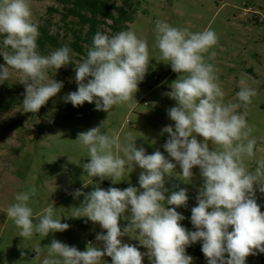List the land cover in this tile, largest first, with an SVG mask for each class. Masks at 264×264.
<instances>
[{
	"label": "clouds",
	"instance_id": "9594fccd",
	"mask_svg": "<svg viewBox=\"0 0 264 264\" xmlns=\"http://www.w3.org/2000/svg\"><path fill=\"white\" fill-rule=\"evenodd\" d=\"M32 16L30 0H0V56L5 61L0 64V83L10 78V70L19 74V82L25 87L22 106L26 113L39 112L63 88V81L53 79L49 72L56 74L62 67L73 65L67 45L48 54L39 51V25ZM217 44L218 36L211 29L190 32L156 21L154 47L160 52V61L180 74L171 83V91L164 93L176 101L167 113L174 127L163 129L168 133L163 145L168 157L159 150L147 154L143 146L137 147L131 132L123 140L118 134L102 132L101 127L79 132L75 141L87 149L89 159L82 168L89 177L101 181L111 178L116 184L127 170L139 167L143 170L138 180L140 188L105 190L97 185L89 193L75 190L74 198L84 196V200L75 207L73 217H86L106 230V234L96 235L102 247L89 243L85 251H80L53 239L43 247L46 252L41 264H105V256L111 257L112 264H142L145 256L151 264H192L193 257L186 249L198 241H202L207 264H246L248 256L264 253V212L256 199L257 190L264 194V159L257 161L255 168L246 166V161L255 156L257 144L251 136L254 129L246 119L257 92L244 74L235 102H224L225 92L216 69L204 55ZM149 63L148 42L135 32L120 31L110 36L98 31L85 58L74 65L77 90L63 100L73 107L95 103L96 110L104 112L120 105L133 108L138 104L135 94ZM210 144L215 147L210 149ZM177 166L184 183L191 182L196 167L203 179L197 206L191 209L195 231L181 224L185 216L176 210L187 206V189L165 196L166 177L177 176ZM36 192L35 186L18 192L15 202L6 209L24 240L70 227L55 218L53 204L34 223L29 201ZM121 218L130 221L123 230ZM131 233L147 252L122 242L121 238ZM31 250L39 260L42 247Z\"/></svg>",
	"mask_w": 264,
	"mask_h": 264
},
{
	"label": "rangeland",
	"instance_id": "374dc122",
	"mask_svg": "<svg viewBox=\"0 0 264 264\" xmlns=\"http://www.w3.org/2000/svg\"><path fill=\"white\" fill-rule=\"evenodd\" d=\"M139 2L138 12L128 30L147 40L150 63L144 80L138 85L139 90L135 94L138 104L135 107L120 105L104 112L96 110L95 103L85 102L82 106L73 107L71 103L64 102L66 94L77 90L74 65L86 56L74 51L71 52L73 65L62 67L56 74L49 72L50 77L63 81L64 86L37 113L23 112L25 87L19 82L18 73L10 70V78L0 83V264H41L46 252L43 247L50 245L53 239L76 246L80 251H85L89 243L102 247L96 235L106 234V230L86 217H73L75 207H79L84 200V196L74 198L73 193L77 189L89 193L97 185L105 190L109 187L121 190L129 186L140 188L138 180L143 170L139 167L127 170L123 180L116 184L112 183L111 178L101 181L99 177H89L82 168V164L89 159L87 149L75 141L79 132L101 127L102 132L110 136L118 134L121 140L131 132L137 139V147L143 146L147 154L159 150L168 157L163 148L168 133L163 129L168 125L174 127V121L167 113L168 109L176 106V101L164 93L171 91V83L180 74L173 72L170 64L160 61V52L154 47L157 20L190 32L205 29L216 32L218 44L204 54L205 58L216 69L225 92V103L235 102V94L239 91V82L244 74L248 85L256 90L257 95L252 98L246 119L254 129L251 136L257 140V144L255 156L246 161V166L255 168L257 161L264 159V0ZM30 6L35 23L51 17L52 29L60 31L62 35L67 34L60 13L49 10L50 6L61 7L56 0H30ZM67 36L64 35V38ZM212 52H215L214 57H211ZM0 64H5L2 56ZM212 147L215 146L210 144V149ZM179 172L177 166V176L166 177L165 188L168 192L165 196L167 198L171 192L181 188L187 189V206L176 210L185 216L181 224L189 231H195L190 221L191 209L197 206L196 197L203 179L198 167L193 168L194 176L190 183H184ZM32 186L37 189L36 195L29 201L34 223L43 210L53 204L55 218L67 223L70 226L67 230L49 233L46 237L35 234L29 240L18 236L19 229L7 217L6 209L15 202L14 197L18 192L27 191ZM256 199L264 212V194L257 190ZM129 223L123 218L119 221L122 230ZM229 230H232L231 227ZM135 235L131 233L122 237V242L135 245L142 253L147 252ZM37 245L42 247L39 260H35L36 253L31 250ZM201 247L202 241L187 247L186 253L193 257L192 264H207ZM22 252L26 255L22 256ZM103 260L105 264H112L111 257L105 256ZM142 264H151L147 256ZM246 264H264V253L248 256Z\"/></svg>",
	"mask_w": 264,
	"mask_h": 264
},
{
	"label": "trees",
	"instance_id": "16d2710c",
	"mask_svg": "<svg viewBox=\"0 0 264 264\" xmlns=\"http://www.w3.org/2000/svg\"><path fill=\"white\" fill-rule=\"evenodd\" d=\"M59 7L50 6L51 13L59 12L60 20L69 35L52 29L51 17L39 25V51L48 54L64 45L79 55L87 53L93 36L100 31L114 35L127 31L139 9V0H56ZM69 33V34H68Z\"/></svg>",
	"mask_w": 264,
	"mask_h": 264
}]
</instances>
